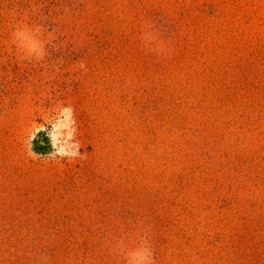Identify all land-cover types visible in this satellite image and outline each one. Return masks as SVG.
I'll return each mask as SVG.
<instances>
[{
  "label": "rangeland",
  "instance_id": "obj_1",
  "mask_svg": "<svg viewBox=\"0 0 264 264\" xmlns=\"http://www.w3.org/2000/svg\"><path fill=\"white\" fill-rule=\"evenodd\" d=\"M59 102L84 158L33 161L26 130ZM142 244L264 264V0H0V264H129Z\"/></svg>",
  "mask_w": 264,
  "mask_h": 264
},
{
  "label": "clouds",
  "instance_id": "obj_2",
  "mask_svg": "<svg viewBox=\"0 0 264 264\" xmlns=\"http://www.w3.org/2000/svg\"><path fill=\"white\" fill-rule=\"evenodd\" d=\"M20 27H25V31L20 33L16 29L13 35H23L22 45L27 53L29 55L36 53L39 56L40 44L29 35L30 29L25 25H21ZM144 39L150 44L156 43L157 51L161 53L164 51L157 43V37L152 32H146ZM80 67L84 68L85 66L81 64ZM74 111L70 105L64 106L62 102H59L54 108L44 113L42 118L43 123L33 121L25 133V155L33 161L41 160L42 162H59L65 158L69 160L83 159L84 157L80 152V142L76 139L77 128ZM49 125L51 126V130L48 129ZM41 132L46 133L53 149L46 156L33 151V141L37 139L38 134ZM141 239L143 241L144 238L141 237ZM153 257V253L148 248L143 247L142 244L139 249L129 253V264H155Z\"/></svg>",
  "mask_w": 264,
  "mask_h": 264
},
{
  "label": "trees",
  "instance_id": "obj_3",
  "mask_svg": "<svg viewBox=\"0 0 264 264\" xmlns=\"http://www.w3.org/2000/svg\"><path fill=\"white\" fill-rule=\"evenodd\" d=\"M43 134H41L42 136ZM46 141V139H43L42 137L37 141V145H36V150H41L42 146L44 145V142Z\"/></svg>",
  "mask_w": 264,
  "mask_h": 264
}]
</instances>
